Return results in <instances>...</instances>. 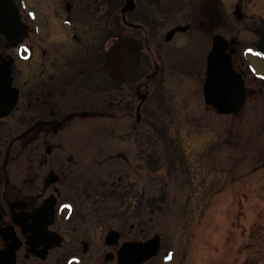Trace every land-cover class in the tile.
<instances>
[{"label":"rangeland","instance_id":"1","mask_svg":"<svg viewBox=\"0 0 264 264\" xmlns=\"http://www.w3.org/2000/svg\"><path fill=\"white\" fill-rule=\"evenodd\" d=\"M222 2L229 16L236 0ZM249 5L250 14L264 17V0ZM160 23L156 34L161 36L178 25ZM147 31L132 30V36ZM244 33L246 39H237V48L255 49L258 39ZM195 41L178 55L175 41L160 48L149 44L162 57L156 53L162 73L157 92L151 94L150 88L140 109V125L133 110L126 118L118 114L113 121L72 125L69 135H61L65 145L81 150L71 158L83 165L74 179L83 196L75 204L84 227L66 236L61 252L68 259L84 241L99 250L94 264H116L103 262L105 253L117 249L103 245L107 232L114 230L121 235L119 244L160 236L158 255L146 264H264V60L240 54L245 107L236 116H217L203 102L205 67H186L206 53L207 43ZM138 42L143 46L144 39ZM157 129L167 133L168 143L174 142L176 156L165 153L164 136ZM149 150H160L152 164L145 160ZM51 158L55 163L58 157ZM100 182L114 185L125 197L115 199L110 193L118 191L113 190L100 198ZM89 189L100 196L95 198ZM167 252L171 260L165 263ZM92 259L81 257L84 264H93Z\"/></svg>","mask_w":264,"mask_h":264},{"label":"flooded vegetation","instance_id":"2","mask_svg":"<svg viewBox=\"0 0 264 264\" xmlns=\"http://www.w3.org/2000/svg\"><path fill=\"white\" fill-rule=\"evenodd\" d=\"M132 1L134 10L122 15L124 0H13L19 24L26 33L14 47L0 35V64L4 61L13 64V88L17 92L14 109L0 119V264H84L81 257L90 255L95 258L91 260L93 264L99 262L98 248L84 241L70 259L66 252H61L66 236L79 233L84 227L75 204L83 196L74 179L83 165L71 158L81 150L65 145L67 139L62 136L64 132L69 135L72 125L113 121L118 114L126 118L133 110L135 123L140 125L136 110L141 97L145 95L146 99L140 109L150 96L149 89L153 91L151 94L157 92L162 73L156 53L161 55L155 47L175 41L174 51L178 55L190 43L198 42L196 39L201 44L204 40L205 55L202 53L198 60L192 58L186 67L195 71L203 65L206 71L214 39L225 40L235 50L232 65L243 78L245 64L244 58L240 61V54L259 56L256 46L244 51L237 48V39H246L241 34L245 32L252 35L250 38L259 39L264 27V17L248 12L252 0L249 3L236 0L230 18L223 0ZM165 21L166 24L176 21L178 25L163 36L148 32L132 36V30L161 27L160 22ZM177 27L186 30L165 42L167 33ZM118 34L124 37L119 38ZM118 39H133L140 46L138 71L134 78L123 83L116 82L107 71L106 53ZM138 39H144L143 46ZM153 42L155 47L150 50L149 44ZM141 65L144 71L140 73ZM53 155L58 157L55 163ZM140 157L144 158V153ZM55 178L56 182L51 183ZM106 184L98 183L103 187V196L89 189L91 195L102 198L113 190L118 191L116 195L119 193L114 185ZM49 199L55 203L54 217L45 229L48 219L39 212ZM121 218L125 220L124 216ZM36 231L62 238L60 247L48 250L43 259L40 257L43 244L37 247L30 240ZM117 233V245L109 247L117 249L115 254L108 253L114 258L108 263H116V252L122 244Z\"/></svg>","mask_w":264,"mask_h":264},{"label":"water","instance_id":"3","mask_svg":"<svg viewBox=\"0 0 264 264\" xmlns=\"http://www.w3.org/2000/svg\"><path fill=\"white\" fill-rule=\"evenodd\" d=\"M125 4L121 14L130 13L135 5L132 0H124ZM186 28L177 27L167 33L165 42L171 41L177 32H184ZM26 29L19 24V16L13 5V0H0V35L7 44L14 47L21 42ZM257 52L264 59V27L260 32L257 43ZM228 43L222 39H214L213 48L207 58L205 82L202 88L204 104L212 108L219 116H236L244 108L246 103V88L242 77L233 70L232 56L235 52L230 49ZM108 60L107 71L112 79L123 83L135 77L139 61L140 46L133 39H118L106 53ZM14 66L9 61L0 64V119L10 115L17 102V92L13 88ZM146 96L141 97V102L136 110L137 122L139 121V109L144 103ZM56 182V178L50 180ZM53 200L49 199L40 209L41 214L46 215L48 222L45 229L52 224L54 217ZM35 246L43 244L44 248L40 257H45L48 250L60 247L62 238L54 233L36 231L30 238ZM119 240L117 232H108L105 237L106 246H115ZM160 248V236L154 235L145 242L123 243L116 255V264H144L155 258ZM14 248L10 250L13 255ZM10 256V259H13ZM111 254L104 257V262L113 261ZM170 259L167 254L164 261Z\"/></svg>","mask_w":264,"mask_h":264},{"label":"trees","instance_id":"4","mask_svg":"<svg viewBox=\"0 0 264 264\" xmlns=\"http://www.w3.org/2000/svg\"><path fill=\"white\" fill-rule=\"evenodd\" d=\"M134 15H136V13H133V16ZM158 27L159 26H156V27H149V28H145V29H147L148 31V35H156V32H157V30H158ZM117 37H124V36H120L119 34H118V36ZM149 40H151V39H149ZM142 71H144V68H143V65H141V67H140V73L142 72ZM157 131L162 135L163 134V136L164 137H162V138H164L163 139V141H162V144H163V150H165V153H167L169 156H176V150H175V145H174V142H172V141H170L169 143L167 142V139H165L166 138V134L167 133H165L163 130H161V129H157ZM160 135V136H161ZM159 143H160V141H159ZM158 142H157V144H159ZM172 147V150L170 149ZM150 151V153L149 154H147V164H152L153 163V159H152V157H153V155L154 154H156V153H158L160 150H158L157 152L155 151V150H149ZM157 156V158H158V155H156ZM157 162V161H156ZM113 197L114 196H116L117 198H120V194H117L116 195V193H113V194H111ZM110 195V196H111ZM115 197V198H116ZM125 197V196H124ZM140 202V201H139Z\"/></svg>","mask_w":264,"mask_h":264}]
</instances>
